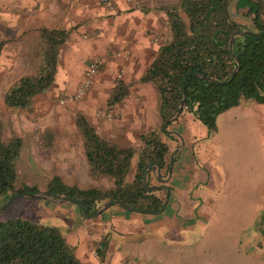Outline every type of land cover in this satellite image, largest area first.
I'll return each instance as SVG.
<instances>
[{
	"label": "trees",
	"instance_id": "16d2710c",
	"mask_svg": "<svg viewBox=\"0 0 264 264\" xmlns=\"http://www.w3.org/2000/svg\"><path fill=\"white\" fill-rule=\"evenodd\" d=\"M229 1L177 0L175 4L160 7L165 16L166 35L156 45L152 60L139 77L140 82H149L155 87L158 122L153 129L140 135L139 146L120 148L98 134L82 113H74L75 135L87 165V175L93 181L108 179L109 186L83 185L55 171L41 178L38 184L33 182L38 180L37 173L23 171L22 155L31 133L15 130L10 113L15 110L31 112L33 97L52 85L59 50L68 31L40 26L23 30L15 39L0 37V56L7 43L19 42L20 53L27 64L26 72L16 77L1 95L4 109L0 110V197L6 201L18 191H43L78 198L88 212L109 199H120L136 208L159 209L160 194L143 189L141 181L145 165L150 161L166 169L169 149L159 140L158 132L177 108L182 81L185 98L179 114L189 113L210 131L215 129L217 116L238 105L240 100L264 105V0H238L234 5L236 12L252 19L259 32L233 38L232 52L239 61V68L228 83H223L236 66L227 49L229 35L245 28L244 22L229 18L226 10ZM195 74L220 83L197 78ZM126 94L125 84L116 81L107 96V105L115 104ZM37 145L42 151L57 153V135L53 127L42 129ZM134 158L133 174L126 180ZM255 225L259 231H264V208ZM93 246L94 255L102 261L108 247L107 236H101ZM0 264L80 262L73 246L55 226H39L29 218L11 216L0 219Z\"/></svg>",
	"mask_w": 264,
	"mask_h": 264
},
{
	"label": "crops",
	"instance_id": "0c3cea01",
	"mask_svg": "<svg viewBox=\"0 0 264 264\" xmlns=\"http://www.w3.org/2000/svg\"><path fill=\"white\" fill-rule=\"evenodd\" d=\"M109 1L112 9L101 0H0V30L4 31L6 27L18 34L20 28L44 26L68 31L67 39L59 50L52 85L45 92L33 97L31 112L15 110L12 116L14 127L18 120L21 129L31 133L35 144V149L31 152L34 155L33 160L37 162L40 159L46 160L48 155L37 146L42 129L53 127L58 137L65 132L72 133L75 112L82 113L98 134L112 140L120 148L139 146L140 135L153 129L158 122L155 87L149 82H140L139 77L155 54L158 36L166 31L165 16L160 7L175 4L177 0ZM7 46L2 49L1 56L2 53H19L21 49L18 42L9 43ZM116 52H125V56H117ZM13 55L6 62L8 67L0 68L1 73L16 66ZM96 56L102 57V62L85 95L74 103L59 104L57 99L75 88L87 63ZM118 72L120 77H117ZM118 80L125 84L127 94L120 101L108 106L107 96ZM97 112L111 115L100 117ZM199 126V122L185 112L167 125V130L176 132L180 139L174 134L164 133L161 129L158 132L159 140L169 149L168 155L179 140L182 141L179 151L174 155L170 177L165 182L169 186V192L162 210L156 213L137 212L119 204H111L93 216L98 217L93 224L88 225L86 222V225L70 228L65 238L73 246L80 264H104L109 251L113 249L118 255L117 250L125 247L128 235L139 228L163 225L160 231L162 238L168 235L175 237L186 232V236L191 239V235L197 233L190 227V221L200 212L196 200L200 192H206L208 185V179L204 181L205 178L201 176L200 160L194 158L193 146L197 141L194 131ZM61 152L72 165L71 176L80 184L91 182L85 161L84 167L81 164L84 174H79V158L76 156L81 155L80 149H77L76 154L70 144H67ZM41 167L45 169L44 166ZM166 173L167 166L166 169L160 167V176L164 178ZM132 174L131 165L128 180ZM157 177L156 168L151 165L146 183L150 186L159 184ZM100 183L105 186L103 179ZM145 190H154L157 193L161 191L160 199L164 193V189L160 187ZM68 208L76 218L78 215L87 217L77 205L76 208ZM105 227L112 230L116 237H109L103 230ZM94 232H100L99 237ZM103 235L107 236L108 247L104 259L99 261L92 254L93 247L88 245V241L93 239L95 242ZM198 236L199 234L194 240ZM112 264L122 262L118 260Z\"/></svg>",
	"mask_w": 264,
	"mask_h": 264
},
{
	"label": "rangeland",
	"instance_id": "374dc122",
	"mask_svg": "<svg viewBox=\"0 0 264 264\" xmlns=\"http://www.w3.org/2000/svg\"><path fill=\"white\" fill-rule=\"evenodd\" d=\"M23 30L26 28H20L16 34L15 30L9 31L5 27L4 31L0 30V37L15 39ZM165 35L166 31L162 32L155 43H160ZM8 44L5 45L6 48ZM21 49L19 53H2L0 57V68L8 67L6 62H9L12 54L16 65L12 70L7 69L2 73L0 71V110L4 109L1 100L3 91L27 70ZM13 113L14 111L10 113L12 122ZM215 124L213 131L207 130L200 123L194 131L197 140L193 146L194 158L200 160L204 181L208 179L206 192H200L196 200V204L203 210L202 215L200 210L193 219L190 218V227L193 230L200 229L196 240L194 237L197 234L191 235L189 239L186 232L175 237L168 235L162 238L160 231L163 225L139 228L128 235L127 244L117 250L118 255L113 249L109 251L104 264H112L118 260L122 264H264V231H259L255 225L258 212L264 208V105L248 99L240 100L238 105L221 112ZM16 127L15 130L23 131L18 120ZM31 138L22 155V168L26 173H37L38 180L33 182L40 184L41 178L54 171L67 180L71 179L72 165L61 151L65 145L70 144L74 153L77 154V149H80L82 155L74 125L72 133L65 132L60 137L57 135V153L52 155L46 152V160H33L31 151L35 149V144ZM80 156H76L79 158L78 170L79 174H84L82 167L86 164L84 162L83 165L84 158ZM133 163L134 160L131 162L132 166ZM125 179L128 180V175ZM27 180L31 181L32 178L27 177ZM101 181L102 179H91L87 184L102 185ZM103 181L105 186L111 185L108 179L103 178ZM39 188H42L41 185ZM159 194H162L161 191ZM3 202L4 197H0V205ZM69 206L76 208L73 203L57 204L43 198L20 195L0 210V219L22 216L39 226H55L67 242L65 235L71 227L93 224L98 218L80 215L76 218L69 211ZM103 230L109 237H116L108 227ZM94 235L99 237L100 232H94ZM88 245L94 248L93 239L88 241Z\"/></svg>",
	"mask_w": 264,
	"mask_h": 264
},
{
	"label": "water",
	"instance_id": "95a60500",
	"mask_svg": "<svg viewBox=\"0 0 264 264\" xmlns=\"http://www.w3.org/2000/svg\"><path fill=\"white\" fill-rule=\"evenodd\" d=\"M237 1L238 0H230L227 3V6H226L227 14H228V16H229L230 19L244 22L245 23V28L242 29V30L233 31L229 35L227 49H228V51L230 53V56L235 61L236 66L234 67V69L230 73L229 77L223 83H228L233 78V76L235 75V73L237 72V70L239 68V61L237 60V58L234 56V54L232 52L233 38L235 36L242 35V34H245V33H254V34H256V33L259 32V30L256 28V26H255V24H254V22L252 21L251 18H249V17H247V16H245V15L239 13V12H236L234 10V5L237 3ZM195 76L197 78L205 79V80L210 81V82L215 83V84H219L220 83L218 81H215V80H212V79H210L208 77H205L202 74H195ZM181 84H182V92H181V98L179 100V103L177 105V108L165 119V121L160 126L161 131H163L164 133H168V134L169 133L170 134H174L178 138H179V135L176 132L167 130V125H168V123L173 118H175L180 113V111L182 109V106H183V103H184V98H185V92L183 90V81L181 82ZM181 145H182V141L179 140V143L177 144V146L168 155L166 177L163 178V177L160 176V166L157 163H155L153 161H150V162H148L145 165V169H144L143 177H142V181H141L142 188L143 189H149L151 187L153 189H157V188L160 187V188H163L164 189V193H163V196L161 198V206H160L159 209L152 210V209H145V208H136V207H133V206L127 204L123 200H120V199H109V200L101 203L93 212H88L86 210L85 204L80 199H78V198H72L70 196L60 195V194H55V195H53V194H46L43 191H36V192L18 191V192H15L14 194H12L6 201H4L0 205V210H2L7 205H9L13 201L14 198H16L17 196H20L21 195V196H28V197H34V198H43V199L51 200L52 202L57 203V204L58 203L59 204H61V203H73V204H77L79 206L81 212L83 213V215L84 216H87V217H93V216L98 215L102 210H104L105 208H107L111 204H119V205L123 206L126 209L134 210V211H137V212L156 213V212H158V211H160V210L163 209V207L165 206V203L167 201L168 192H169V186L167 184H165V182L170 177V174H171V166H172V163H173L174 155L179 151ZM151 165H154L155 166V168H156V174L158 176L157 177V180L160 183L159 184H156V185H151L150 186V185H148L146 183V179H147V175H148V172H149V167ZM259 214H260V212H258V214L256 216V219H255V222H256ZM195 231L197 232L196 234H200V229L199 228H196Z\"/></svg>",
	"mask_w": 264,
	"mask_h": 264
},
{
	"label": "built area",
	"instance_id": "2783aa9c",
	"mask_svg": "<svg viewBox=\"0 0 264 264\" xmlns=\"http://www.w3.org/2000/svg\"><path fill=\"white\" fill-rule=\"evenodd\" d=\"M101 1L105 3L109 9H112V5L110 4L111 2L109 0H101ZM126 1H129V0H126ZM115 54L120 57L125 56V52H116ZM101 62H102V57H99V56L93 57L87 63L82 73V76L80 80L78 81L77 85L75 86V88L72 91L67 92L63 94L62 96H60L58 98V103L61 105H66L69 103H74L78 101L79 99H81L85 95L93 79L95 78L99 70V67L101 65ZM117 77H120V72L117 74ZM97 115L100 117H109L111 114L104 113V112H98Z\"/></svg>",
	"mask_w": 264,
	"mask_h": 264
}]
</instances>
